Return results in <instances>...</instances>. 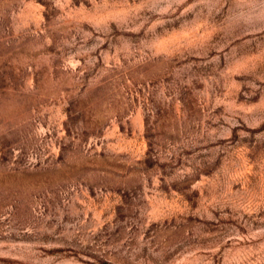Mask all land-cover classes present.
Listing matches in <instances>:
<instances>
[{
	"label": "rangeland",
	"instance_id": "374dc122",
	"mask_svg": "<svg viewBox=\"0 0 264 264\" xmlns=\"http://www.w3.org/2000/svg\"><path fill=\"white\" fill-rule=\"evenodd\" d=\"M0 264H264V0H0Z\"/></svg>",
	"mask_w": 264,
	"mask_h": 264
}]
</instances>
